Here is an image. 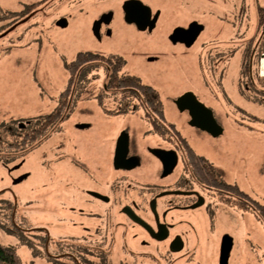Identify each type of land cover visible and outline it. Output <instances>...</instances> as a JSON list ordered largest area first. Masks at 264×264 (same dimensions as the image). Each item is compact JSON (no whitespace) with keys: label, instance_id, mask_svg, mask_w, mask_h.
I'll list each match as a JSON object with an SVG mask.
<instances>
[{"label":"flooded vegetation","instance_id":"af4514ba","mask_svg":"<svg viewBox=\"0 0 264 264\" xmlns=\"http://www.w3.org/2000/svg\"><path fill=\"white\" fill-rule=\"evenodd\" d=\"M83 1L89 2L97 12L89 33L95 47L101 50L89 52L98 55L100 60L89 63L95 67L87 71V76L85 73L80 76L81 68L73 67L74 77L70 83L67 79L48 113L15 119L8 122L10 125L0 124V167L12 183L10 189H0V213L2 208L8 210L6 220L18 234L13 236L22 240L19 238L22 235L36 242L37 251L43 253L39 258L45 264H204L200 256L205 257L199 254L198 248L202 244L206 250L204 238L209 236L215 242L213 264H231L232 236L219 231L218 226L235 224L239 210L245 213L246 208L247 213L253 210V204L263 205L241 190L202 150L193 148L188 139L211 145L223 136L220 104L235 102L238 89L249 92L259 40L250 48L252 34L250 38H239L236 5L229 13L212 16L209 11L212 15H202L207 22L192 18L173 26L166 40L177 50L175 60H185L178 75L186 85L162 99L156 88L124 72L126 62L114 49V43L109 44L115 36L114 25L119 14L122 22L136 32L151 34L159 22L160 11L153 10L144 0H136L149 8V20L158 13L154 28L140 31L124 20L122 6L132 0H121L118 5L117 0H97L94 4L92 0ZM62 2L0 0V56L25 52L23 48L35 42L40 45L39 40L44 36L42 25L49 18L58 29L63 28L57 22L65 20L64 28H67L69 15L58 9ZM105 6L110 7L102 9ZM135 12L136 20L147 27L145 12ZM227 15L233 19L229 23ZM215 21L221 23L217 33L208 30ZM193 22L203 30L191 46L170 41L175 28L187 29ZM263 27L264 22V36ZM239 54L243 61L238 69ZM15 55L18 62H23ZM141 55L146 63L159 60L154 55ZM116 59H122L123 65L114 63ZM125 77L138 79L152 94L125 87ZM239 79L244 82L240 84ZM84 91H87L88 104L97 110L88 111L91 121L69 125L73 114L77 116L74 108ZM187 93L210 113L217 127L213 131L220 129V135L215 137L189 125V110L181 112L175 105ZM49 115L55 119L48 125L45 117ZM94 115L108 127H92ZM119 120L126 124L114 126L115 131L110 132V122L116 124ZM142 125L147 127L141 131ZM185 128L190 130L188 137ZM246 131L253 134L252 128ZM123 138L127 141V151L122 159L119 154L117 168L115 152ZM46 168H49L47 173ZM22 177V181L15 183ZM24 182L28 184L21 192L27 195L24 207L20 208L13 190ZM30 192L34 208L30 207ZM40 201L43 208L38 206ZM29 210L44 214L50 210L57 226L67 230L63 236H51L42 227H50V222H40L39 227L29 226L25 223V213ZM3 220L0 216L5 224Z\"/></svg>","mask_w":264,"mask_h":264},{"label":"rangeland","instance_id":"374dc122","mask_svg":"<svg viewBox=\"0 0 264 264\" xmlns=\"http://www.w3.org/2000/svg\"><path fill=\"white\" fill-rule=\"evenodd\" d=\"M62 1V5L58 9H60V13L66 12L69 15L67 28H55L52 24L53 19L49 18L42 25L44 36L39 40L40 45L35 42L30 47H24L25 52H13L0 56V124L10 125L8 122L15 119H30L37 117L38 114V116H42L48 113L69 78L66 70L67 65L80 52H94L100 49L95 47L96 43L89 33L90 24L97 15V12L93 11L94 7L83 0ZM97 2V0H92L91 4ZM120 2L121 0H117L116 4L118 5ZM144 2L153 10L160 11L156 29L151 34H140L134 28L125 25L120 17L121 14H119L114 25L115 36L109 44L114 43V49L126 62L124 72L134 75L140 78L144 84L156 88L162 99L167 94L176 93L186 85L178 75L185 60L180 58L175 60L178 56L177 50L166 40V35L173 26L183 24L192 18L205 22L202 15L218 16L223 12L229 13L236 5L239 38H250L252 34L250 48L251 46L254 48L259 40V49L253 62L252 83L248 85L249 92L238 89L236 98L238 105H236V101L220 104L223 136L211 145L204 144V142L201 144L197 139L192 138H189L188 141L193 148L202 150L207 158L220 166L241 190L247 191L258 204L264 206V56L261 55L264 54V36L262 35L264 0H144ZM101 4H105V2H101ZM108 7L110 6H105L102 9L107 10ZM226 18L227 23L233 20H230L229 15ZM34 22H38V20ZM39 22L41 23V21ZM220 24L216 22L209 26L208 30L217 33L221 27ZM204 34L202 35L204 36ZM35 39L38 38L35 37ZM15 53L22 58L23 62H18ZM141 54H144V57L154 55L159 57V60L156 63H146ZM240 56L239 54L237 60L238 69L243 61H240ZM87 66L83 67L85 76L90 68L95 67V65ZM239 82L241 84L244 81L239 79ZM86 98L87 91H84L83 97L78 99L79 102L74 108L77 116L75 118L73 114L69 125L74 122L91 121L90 117H87V115L91 116L88 111L97 109L93 104L90 106ZM236 106L239 107L238 110ZM92 117V127H108L107 124L103 126L98 121L100 119L94 118L95 115ZM125 124L123 120L117 121L116 124L111 121L110 132L115 131L114 126L122 127ZM146 127V125H142L141 131ZM246 128H252L253 134L246 131ZM185 130L186 137H188L190 130L187 131L186 128ZM144 143L142 140L141 144ZM4 162L8 164V162ZM8 167L10 168V165ZM48 170L49 168H46V173ZM12 175L16 176L17 173ZM9 181L6 171L0 167V189H10L12 183ZM27 184L28 182H24L19 185L20 188L17 187L13 190V195L16 194L20 208L25 205L27 193L21 191ZM29 200L32 202L30 207L34 208L33 198L30 197ZM38 206L44 207L41 205V201ZM257 206L259 205L253 204V210H249L247 213L246 208L243 210L245 213H241L239 210L235 215V224L227 227L218 226L219 231L228 232L232 236L234 245L230 259L231 264H264V220L259 215ZM2 209L3 212L0 213V216L6 223L0 221L4 224L0 225V243L11 245L16 249L20 264H45L43 259L39 258L43 253L37 251L36 242H31L22 235H19V238H23L22 240L13 236H18V234L6 220L5 215H8V210ZM25 218V223L32 227H39L40 222H50V227L48 225L42 227L48 229L51 236H63V232L67 230V227L57 226L50 210L47 211V214L29 210L25 213ZM204 242H207L206 250H203L202 244L198 248L199 254L205 257L202 259L200 256V262L213 264V247L215 245L213 236L205 237Z\"/></svg>","mask_w":264,"mask_h":264},{"label":"water","instance_id":"95a60500","mask_svg":"<svg viewBox=\"0 0 264 264\" xmlns=\"http://www.w3.org/2000/svg\"><path fill=\"white\" fill-rule=\"evenodd\" d=\"M122 10L124 13V20L129 23V24H134L138 30L143 31L146 28H148V31H151L154 28L155 25V20L158 16V13L155 14L154 18L152 20H149V15H150V10L148 7L144 6L141 2L136 1V0H132V1H127L123 4L122 6ZM135 10H140L142 12H145L144 15H146V19H147V27L145 26H141L140 25V21L136 20V16H135ZM98 22H96L94 24V26L96 24H98ZM57 26L64 28L66 26V22L65 20H60L57 22ZM202 26L197 24L196 22L191 23L187 29H183V28H175L172 32V34L169 36V39L172 43H176V42H180V43H184L187 47L191 46L192 43L195 41V39L197 38V36L199 35V33L202 31ZM264 30V27H263ZM189 35V41H186V38ZM175 105L177 107V109L179 111H184V110H189V116H190V122L189 125L195 128H199L201 130L207 131L208 133H210L212 136H218L220 135L221 131L220 129L216 132L213 131V129L217 128L214 127V123H213V119L211 118L210 113L200 104L198 103L195 98L193 97L192 94L187 93L185 95H183L182 97L178 98L175 101ZM204 115V116H203ZM79 127L83 128L85 127V125H80ZM122 142L117 144V148H116V152H115V158H114V162H115V167L118 168L117 162L119 159V154L121 153V159L122 157L125 156L126 154V145H127V141L126 139H121ZM120 144V145H119ZM122 144V146H121ZM121 149V150H120ZM164 164V163H163ZM134 166H130L129 168H132ZM168 171H166L164 174H167ZM24 177L19 178L15 183H18L20 181L23 180ZM229 252V248L226 250L227 254ZM227 257V256H226Z\"/></svg>","mask_w":264,"mask_h":264},{"label":"trees","instance_id":"16d2710c","mask_svg":"<svg viewBox=\"0 0 264 264\" xmlns=\"http://www.w3.org/2000/svg\"><path fill=\"white\" fill-rule=\"evenodd\" d=\"M99 59V56L96 54H93L91 52H80L78 53L74 60L70 62V64L67 65V72L69 74V83L71 82L72 78L74 77L72 74L74 73L73 67L75 69L81 68L82 72L81 74L84 73L85 69L83 67L89 65L90 62L96 61ZM117 61H114V63H119V65H123V60L122 59H116ZM88 67V66H87ZM79 76V77H80ZM125 87H135L139 88L141 90L142 94H152V90L146 86H143L139 83V80L133 77H125ZM68 90L66 91V93ZM47 119V124H51L54 121V116L49 115L45 117ZM44 120V119H43ZM8 208L10 205L7 206ZM259 215L263 217L264 220V206H257ZM0 264H20L19 257L16 253V249L11 246V245H2L0 243Z\"/></svg>","mask_w":264,"mask_h":264}]
</instances>
